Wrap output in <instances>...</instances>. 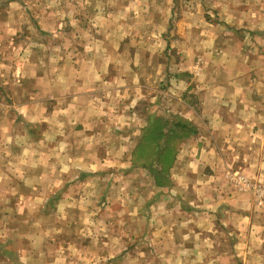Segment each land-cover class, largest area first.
Here are the masks:
<instances>
[{"label": "crops", "instance_id": "crops-1", "mask_svg": "<svg viewBox=\"0 0 264 264\" xmlns=\"http://www.w3.org/2000/svg\"><path fill=\"white\" fill-rule=\"evenodd\" d=\"M98 1L93 0L100 5L102 17L87 27L99 32L88 44L101 45L108 53L101 50L97 65L92 64L85 73L74 70L64 74L58 62L62 59L55 51L53 58L58 64L50 77L46 76L36 89L22 90L24 102L14 108H22L26 123L43 124L41 133H28L16 121L0 119V206L14 200L19 213L37 202L44 212L42 206L58 203L52 218L55 225L49 230L0 231L7 247H0L7 258L0 264H9L8 245L13 238L25 240L26 246L18 248L17 261L10 264H264V214L254 207L249 194L237 193L227 178V173L238 171L264 185V84L249 71L250 56L239 42L223 34L234 26L233 17L222 13L232 20L224 18V22L212 26L202 18L203 9L192 2L175 6L171 0ZM145 13L148 16L137 18ZM169 13L180 46L176 53L179 62L170 64V86L162 105L169 118L165 124L170 126V158L166 159L170 162V183L153 184L158 190H170V196L156 198L148 204V217H142L149 222L157 217L167 224L157 234L141 231L146 238L158 239L156 246L152 242L149 247L133 250L122 246L95 248L89 240L96 219L85 215L84 220L76 211L85 199L82 195L62 197L60 193L84 187L86 182L80 179L94 180L99 177L95 175L98 171L109 172L112 153L123 156L129 152L127 141L131 143L130 152H136L140 146L132 147V128L144 121L138 118L143 114L133 111L141 99L129 101L126 96L137 85L130 86L124 77L117 82L110 76L107 79L108 67L104 69L98 63L109 59V47L131 43L129 34L121 37V32L115 31L140 28L142 20L149 24L145 29H157L158 23L164 24L158 14ZM177 14L181 17L174 25L173 15ZM39 28L44 30L46 25L39 24ZM216 31L222 32L217 40ZM215 40L217 48H213ZM86 59L95 60L93 55ZM116 94L119 99L112 105ZM158 109L152 106L145 112L158 116L162 111ZM154 116H150L151 122ZM176 125L184 129H176ZM72 158L78 165L62 168V163L72 162ZM68 170L76 175V181L67 180ZM134 170L147 173L144 167ZM106 184L107 189L109 182ZM69 209L77 214L76 222L71 219L76 228L71 230L64 227L67 215L61 212ZM129 233L139 236L137 231ZM106 235H110L109 230ZM46 237L62 240L53 245L52 240L44 241ZM163 238L167 245L160 241ZM51 253L54 256H49Z\"/></svg>", "mask_w": 264, "mask_h": 264}, {"label": "rangeland", "instance_id": "rangeland-1", "mask_svg": "<svg viewBox=\"0 0 264 264\" xmlns=\"http://www.w3.org/2000/svg\"><path fill=\"white\" fill-rule=\"evenodd\" d=\"M183 1L192 2L194 6L203 9L202 18L212 26L224 22L222 21L224 18L230 21L233 17L235 22L232 24L234 26H229L228 30L223 31V34L232 36L239 42L243 52L250 56L249 71H252L254 79L259 76L264 84V0H171L175 6ZM95 2L99 3L98 0ZM99 6L93 0H0V119L2 121H4L3 119H5L4 122L7 120L16 121L21 126V130L32 132V134H39L44 130L43 124H28L23 121V114L20 113L22 108L16 109L14 106L24 102L22 90L28 92L36 89L39 82L44 81L46 76L50 77L54 65L58 64L54 62L56 59L53 58L55 51L59 53L56 57L62 59L58 62L61 64L60 68L63 69L64 74L67 72L72 74L74 70L85 73L94 64L97 65L98 55L99 57L102 55L101 50H105L106 53L108 49L102 48L101 45L93 47L88 44L89 39L96 38L99 31L95 33L92 27L93 30L90 26L87 27V24L99 21V18L102 17ZM143 10L145 11V8ZM222 13H228L232 17H225ZM241 14L244 16L239 18ZM146 16L148 15L145 13L137 15V18L141 19ZM161 16V21H164V24L158 23L157 29H145V25L149 24L142 20L141 24H138L141 25L140 28L125 32L115 31L116 34L121 32V37V34H129L128 39L131 43L121 47H109V59L98 63L104 69L108 67L107 79L110 76L112 81L117 82L124 77L130 86L137 85V89H131L126 96L128 95L129 101L134 97L135 101L141 99L134 106L133 111L143 114L138 118H144V121L139 126L132 128L135 140H131L134 141L132 147H140L136 152H130L131 143L127 141L129 152H125L123 156L112 153L109 172L103 174L98 171L95 175L99 177L94 180L80 179V182H86L84 187L79 185L80 189L62 190L60 193L62 197L78 198L82 195L81 197L85 199L84 204L76 211L81 214L84 220L86 219L85 215H92L96 219L95 222L92 221L93 233L90 232L89 240L90 245L95 248L122 246L127 250H133L135 247L139 249L149 247L152 242H154L152 245L156 246L158 239L146 238L141 233L151 231L157 234L158 231H164L163 226L167 224L160 222L157 217H154L153 222L150 220L151 223L148 221L149 219L142 218L148 217L150 214L147 210L148 204L156 198L170 196V190H158L153 184V182L170 183V174H168L170 173V162L164 159L161 161L162 159L153 151L164 146V141L159 138L160 132L166 133L170 137L165 124L166 119L169 118L164 115L165 111L162 105L164 93L170 86V64L179 62L176 53L180 46H178L179 40L175 37L176 34L174 35L170 22V13L158 14V17ZM180 17L178 14L173 15L174 25ZM240 22L248 26H243ZM57 23L61 24V27H56ZM238 23L240 25H237ZM39 24H44V27L46 25V28L41 30ZM195 32L198 33V30ZM172 35L173 38H171ZM221 35V31H216L215 39L217 40ZM216 40L213 48L218 46ZM88 55L89 57L93 55L95 60L88 61L86 59ZM139 76L140 78H138ZM135 91H138L137 94ZM118 97L117 94L112 96V105L114 101H118ZM256 97L258 98V95ZM262 98L264 100V94ZM152 106L162 110L158 116H154L156 114L152 112L146 114L145 111ZM150 116H154L153 122L150 121ZM3 125L2 122L1 126ZM168 145L170 146V139ZM75 160L72 158V162H63L62 168L66 169L71 165L77 166L78 163ZM140 167H144L147 173L135 172L137 170L134 169ZM73 170H76L75 167ZM231 173L243 176L254 186L264 189L262 183L249 180L238 171ZM68 176L67 180L69 181L74 182L77 179V177L74 178L76 176L74 173L70 174L69 172ZM108 182L109 187L106 189ZM96 183H98V187H96ZM232 188L237 193L249 194L254 207L264 214L263 210L256 207L254 197L250 192H241ZM87 194L88 197H85ZM108 199H113L110 204L105 203ZM132 199L139 201V204L136 205ZM36 203L27 205L19 213L14 200H8L0 206V231L26 232L51 229L55 225L52 218L58 203L55 206L52 204L42 206L44 212ZM61 212L63 215L64 213L67 215L66 220L63 221L64 227L68 230L76 228V224L74 225L71 219H75L76 222L77 214L73 213L71 209L68 212L64 210ZM45 213H48L49 218L48 216L43 217ZM40 218L45 220L40 221ZM138 218L141 220L138 221ZM164 218L166 217L164 216ZM24 219H28L29 222L23 223ZM81 225L86 226L85 223ZM108 230L110 235L107 236ZM130 231H137L139 236H130ZM64 239L70 241V238ZM46 240H52L53 245H58L62 239L46 237L44 241ZM160 241L168 244L164 238ZM5 243L6 240L0 237V247L7 250ZM21 246H26L25 240L9 239V264L13 260L17 261V251L18 248L19 250L22 248ZM35 246L37 247L39 244L36 243ZM3 251L0 250V260L2 261L7 259L2 254ZM49 256L52 257L54 254L51 253ZM59 264L63 263L59 262Z\"/></svg>", "mask_w": 264, "mask_h": 264}, {"label": "built area", "instance_id": "built-area-1", "mask_svg": "<svg viewBox=\"0 0 264 264\" xmlns=\"http://www.w3.org/2000/svg\"><path fill=\"white\" fill-rule=\"evenodd\" d=\"M227 178L235 189L241 192H250L255 200V205L257 208L264 211V189L261 187H256L251 184L245 177L234 174L227 173Z\"/></svg>", "mask_w": 264, "mask_h": 264}, {"label": "trees", "instance_id": "trees-1", "mask_svg": "<svg viewBox=\"0 0 264 264\" xmlns=\"http://www.w3.org/2000/svg\"><path fill=\"white\" fill-rule=\"evenodd\" d=\"M167 126V128H168V131H169V133H170V126H169V124L168 125H166ZM175 128L177 129V128H183L184 129V127L182 126V125H176L175 126ZM180 130H182V129H180ZM183 131V130H182ZM159 138H161L163 141H164V146L163 147H161V148H157L156 150H154L153 152H154V154L155 155H158V157H159V155H160V159H164V160H166V159H169L170 158V152L168 153V151H167V148H169L168 147V143H169V139H170V137H169V135H166V133H163V132H160L159 133ZM159 150V151H158ZM156 152V153H155Z\"/></svg>", "mask_w": 264, "mask_h": 264}]
</instances>
